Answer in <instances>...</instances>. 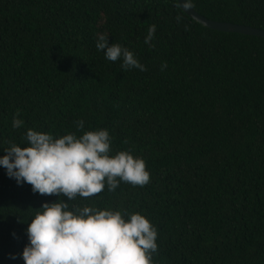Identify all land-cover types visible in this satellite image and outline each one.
I'll list each match as a JSON object with an SVG mask.
<instances>
[{
	"label": "trees",
	"instance_id": "1",
	"mask_svg": "<svg viewBox=\"0 0 264 264\" xmlns=\"http://www.w3.org/2000/svg\"><path fill=\"white\" fill-rule=\"evenodd\" d=\"M192 3L209 20L264 30V0ZM98 33L146 71L105 59ZM81 119L109 131L112 155L143 158L150 183L69 201L0 166V264H25L29 223L60 200L146 216L153 264H264V38L207 28L178 0H0V157L27 147L28 129L80 136Z\"/></svg>",
	"mask_w": 264,
	"mask_h": 264
},
{
	"label": "clouds",
	"instance_id": "2",
	"mask_svg": "<svg viewBox=\"0 0 264 264\" xmlns=\"http://www.w3.org/2000/svg\"><path fill=\"white\" fill-rule=\"evenodd\" d=\"M180 6L189 10L192 0H184ZM155 33L153 24L145 44L153 41ZM96 48L105 59L122 61L126 71H146L127 47L110 44L107 33L97 34ZM166 68L167 62L162 63L161 70ZM23 123L14 118L12 126L19 128ZM74 123L82 135L68 133L55 138L51 133L28 129V146L13 144L5 149L0 166L18 185L30 184L33 193L63 194L69 201L78 195L93 197L106 185L108 191H115L121 182L140 187L150 183L143 158L134 157L130 151L111 154L112 137L107 129L84 131V120ZM68 209L69 203L60 200L44 203L36 211L26 230L29 244L22 253L25 264H153V253L158 252V230L146 216L87 206Z\"/></svg>",
	"mask_w": 264,
	"mask_h": 264
},
{
	"label": "water",
	"instance_id": "3",
	"mask_svg": "<svg viewBox=\"0 0 264 264\" xmlns=\"http://www.w3.org/2000/svg\"><path fill=\"white\" fill-rule=\"evenodd\" d=\"M179 5L184 2V0H178ZM181 7V6H180ZM181 9L189 15L194 21L200 23L201 25L210 28L215 31H221L226 33H238L242 35H250V36H256L264 38V30L256 29L249 26L244 25H236L232 23H226V22H216L209 20L203 16H201L199 13H197L194 9L184 10L183 7Z\"/></svg>",
	"mask_w": 264,
	"mask_h": 264
}]
</instances>
